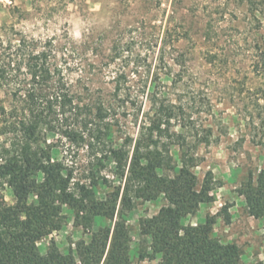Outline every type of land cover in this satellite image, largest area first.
<instances>
[{
  "label": "trees",
  "instance_id": "1",
  "mask_svg": "<svg viewBox=\"0 0 264 264\" xmlns=\"http://www.w3.org/2000/svg\"><path fill=\"white\" fill-rule=\"evenodd\" d=\"M243 2L261 27L264 0ZM202 37L205 42L215 40L218 28L206 24ZM166 43L165 37L163 46ZM251 48L254 98L247 111L253 128L262 131L264 35L255 36ZM67 52L54 37L21 36L16 43L0 44V92L7 97L0 103V142L8 141L0 143V192L8 186L13 196L8 203L0 193V264H241L240 247L214 236L220 214L185 223L202 204L214 200L219 186L212 171L202 180L194 172L200 163L198 146L211 142V130H201L200 136L183 107L153 86L147 92L152 113L140 122L136 137L126 135L115 143L114 126L120 116L132 115L138 122L139 92L124 84L123 74L115 75L108 98L94 94L89 85L79 88L70 78ZM206 57L213 62L217 55L208 52ZM46 132L86 146L96 159L93 168L104 167V161L113 163L120 184L112 186L98 167L91 169L89 182L75 179L71 167L53 158L52 149L43 144ZM257 135L258 131L253 140L264 146V132L258 140ZM173 146L178 147L176 154ZM100 185L112 186L110 195L99 197ZM239 192L248 215L263 219L264 235V168L250 174ZM158 199L163 204L157 213L139 220L138 241L132 247L131 211L139 201ZM64 206L71 207L73 224L85 237L66 249L50 239L42 251L39 243L67 223ZM220 213L229 223L228 206Z\"/></svg>",
  "mask_w": 264,
  "mask_h": 264
},
{
  "label": "rangeland",
  "instance_id": "2",
  "mask_svg": "<svg viewBox=\"0 0 264 264\" xmlns=\"http://www.w3.org/2000/svg\"><path fill=\"white\" fill-rule=\"evenodd\" d=\"M209 23L218 28V37L205 42L202 30ZM257 24L243 0H0L2 46L16 43L21 36L54 37L68 48V71L79 88L89 85L94 94L108 98L115 75L123 74L124 84L139 92L138 122L132 115L120 116L114 126L115 143L123 142L126 135L136 137L140 122L152 113L147 92L153 86L162 97L183 107L186 120L200 136L201 130H211V142L198 146L200 163L194 172L202 180L206 171H212L219 186L213 191L214 200L202 204L185 223L196 224L209 214H220L214 236L240 247L241 264H264L263 219L248 215L239 192L250 174L264 168V146L252 138L258 131V140L264 129L253 128L247 111L254 98L252 39L264 35V22L259 28ZM177 35L180 40L174 42ZM208 52L217 55L213 62L207 61ZM6 101L0 92V103ZM42 140L52 149L53 158L71 167L75 179L89 182L96 159L86 146L56 132H46ZM171 151L176 154L178 147ZM104 162V167L97 165L99 174L118 186L121 180L113 163ZM112 186H98V196L110 195ZM0 193L12 203L10 187ZM162 204V199L137 202L128 219L132 247L138 241L139 220L157 213ZM223 206H228L229 223L220 213ZM62 213L66 225L39 243L42 251L50 239L66 249L85 237L73 224L71 207L64 206Z\"/></svg>",
  "mask_w": 264,
  "mask_h": 264
}]
</instances>
